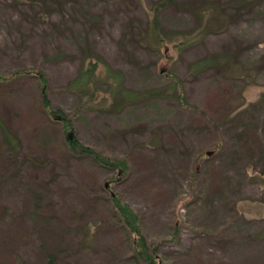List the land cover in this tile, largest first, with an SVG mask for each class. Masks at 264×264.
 Instances as JSON below:
<instances>
[{
    "label": "rangeland",
    "instance_id": "obj_1",
    "mask_svg": "<svg viewBox=\"0 0 264 264\" xmlns=\"http://www.w3.org/2000/svg\"><path fill=\"white\" fill-rule=\"evenodd\" d=\"M235 1L0 0V264L9 243L45 264L39 239L54 264H136L113 196L164 264H264V0Z\"/></svg>",
    "mask_w": 264,
    "mask_h": 264
},
{
    "label": "trees",
    "instance_id": "obj_2",
    "mask_svg": "<svg viewBox=\"0 0 264 264\" xmlns=\"http://www.w3.org/2000/svg\"><path fill=\"white\" fill-rule=\"evenodd\" d=\"M235 6L237 7H243V6H247L250 3L248 2H244V1H235L234 2ZM95 70V64L94 63H90L88 67L85 68V70L81 73V77L78 78L77 82L75 83L76 85L80 86V85H86L87 83L92 81L91 76L93 75V72ZM29 71H13L12 73H10V75L8 77H4L5 81H8L9 77L12 76H22V75H17V74H25ZM41 77H38L37 79L43 81L44 80V76L42 74H40ZM37 75H34V78H36ZM172 86H176V78L172 77ZM1 80L3 78H0ZM178 98L180 96H177ZM44 101L42 102V108L44 110V112H46L48 115H50L53 119H59L63 126H67L68 125V117L65 115H62L61 112L58 109H51L48 106V102H46L47 100L43 99ZM224 111H226V113H224V115L226 116L227 113L229 112V110L231 109V107H223ZM217 120H222V115H218ZM51 118L49 119V123L54 122L53 120L50 121ZM215 121V120H214ZM217 122V121H216ZM252 129H250L249 127L243 128L242 132L244 133V137L242 138L241 141V146H242V150L243 148L245 150H243V153H248L252 150L251 145L252 143L255 144V141H257V136L256 134L251 131ZM0 131L1 133H3L4 135V140L7 141L8 137L6 136L5 132L3 131L2 126H0ZM250 144V145H249ZM72 149L74 150H78L79 152H84L86 151L87 153H91V150H89L87 147H83L80 144H76L73 143V147ZM248 150V151H247ZM94 154V153H93ZM93 158L99 162L102 166H104L107 170H114L116 168L118 169H122L124 168V161H114V160H110L107 157H104L103 155H100L99 153H95L93 155ZM107 218L112 219V221L115 222L116 225H118V228L122 230V232H124L126 234V236L123 238V240L125 241L127 238L130 239L129 245H130V254L129 255L131 257V259H133L136 264H164L156 255V252L154 250L148 251L147 250V245L146 242L143 238L142 235H140V231H139V222L137 219V216L135 214V212L133 211V209L127 205L126 203H123L122 201H120V199L116 196H113L110 198V212L107 213ZM52 237L53 240L55 239V236H49ZM127 239V240H128ZM39 250L41 253H43L44 255V261L45 264H54L55 262V258H56V254L53 252V249L51 247H48L45 245V241L42 239H39ZM18 246V244H11L9 243L8 248H7V252H10V254L12 255L11 259H9V263L8 264H15V258L13 257V255L16 254V247ZM30 264V263H29Z\"/></svg>",
    "mask_w": 264,
    "mask_h": 264
}]
</instances>
